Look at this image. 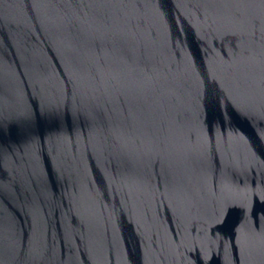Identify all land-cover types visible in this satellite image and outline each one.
Segmentation results:
<instances>
[{
  "label": "water",
  "instance_id": "1",
  "mask_svg": "<svg viewBox=\"0 0 264 264\" xmlns=\"http://www.w3.org/2000/svg\"><path fill=\"white\" fill-rule=\"evenodd\" d=\"M0 264H264V0H0Z\"/></svg>",
  "mask_w": 264,
  "mask_h": 264
}]
</instances>
